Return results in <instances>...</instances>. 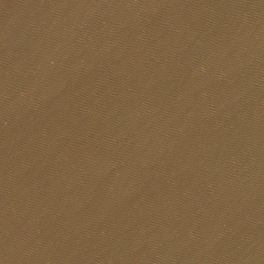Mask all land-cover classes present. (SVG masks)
<instances>
[{
    "label": "water",
    "instance_id": "obj_1",
    "mask_svg": "<svg viewBox=\"0 0 264 264\" xmlns=\"http://www.w3.org/2000/svg\"><path fill=\"white\" fill-rule=\"evenodd\" d=\"M0 264H32L25 151L22 0H0Z\"/></svg>",
    "mask_w": 264,
    "mask_h": 264
}]
</instances>
